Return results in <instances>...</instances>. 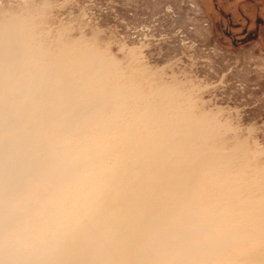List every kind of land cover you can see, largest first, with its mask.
I'll use <instances>...</instances> for the list:
<instances>
[{"label":"rangeland","instance_id":"374dc122","mask_svg":"<svg viewBox=\"0 0 264 264\" xmlns=\"http://www.w3.org/2000/svg\"><path fill=\"white\" fill-rule=\"evenodd\" d=\"M0 24L26 34L27 53L20 63L34 62L32 69L39 66L43 74L58 66L50 72L52 82L53 76L64 80L68 75V60H89L90 67L97 54L106 63L109 74L100 89L93 93L87 74L82 91L85 101L100 91L111 97L91 115L110 120L83 122L85 127L95 126L88 133L71 135V148L107 142L94 153L110 168L130 157L136 187L156 190L171 202L180 194L193 195L199 199V210L231 211L236 198L260 195L248 181L264 180V0H0ZM63 57L67 61L60 63ZM118 88L125 92L117 93ZM0 93V105L12 111L29 100L1 85ZM7 94L11 105L5 102ZM156 114L183 120L156 124ZM189 114L199 123L191 119L185 124ZM146 116L152 120L145 121ZM193 123L205 127L193 145L221 156L207 161V166H191ZM49 133L61 139L60 129ZM241 142L242 150L231 153ZM57 143L70 157L68 145ZM127 147L138 153L129 156L123 150ZM220 164L227 165L231 184H223L226 171L213 169ZM148 178L153 183L144 185ZM236 185L246 189L234 191ZM232 218L230 223L239 221ZM251 243L248 239L230 250L239 252ZM252 247L249 255L264 259V253Z\"/></svg>","mask_w":264,"mask_h":264},{"label":"bare ground","instance_id":"6f19581e","mask_svg":"<svg viewBox=\"0 0 264 264\" xmlns=\"http://www.w3.org/2000/svg\"><path fill=\"white\" fill-rule=\"evenodd\" d=\"M17 32L0 24V85L13 90L14 96L29 97L20 110L0 105V264H264V259L249 255L251 246L264 253V180L248 181L260 195L236 198L231 208L236 212L199 210V199L193 195L182 198L180 194L171 202L165 195H156V190L136 187L137 177L129 170L132 158L110 168L94 153L107 142L101 146L90 141L79 150L70 147L71 135L88 133L95 126L85 127L83 122L110 120L91 115L111 97L100 91L101 97L90 94L85 101L82 91L87 74L93 93L100 89L109 74L106 63L97 54L90 67L89 60H68L64 69L68 75L64 80L53 76L52 82L50 72L58 66L43 74L39 66L32 69L34 62L20 63L19 58L27 53V36ZM115 91L125 92L122 88ZM4 98L11 105L13 99L8 94ZM190 116L185 124L199 123ZM182 120L156 114V124ZM57 128L61 139L49 133ZM201 129L191 125L188 155L194 158L193 167L221 157L219 152L193 145ZM61 141L68 145L70 157L63 155L57 143ZM242 146L241 142L230 152L235 154ZM123 150L129 156L138 153L134 147ZM217 168L226 171L223 184H231L227 165L213 169ZM148 179L144 185L153 183L154 179ZM245 189L234 187V191ZM234 216L239 221L230 223ZM248 239H252L248 249L230 250Z\"/></svg>","mask_w":264,"mask_h":264}]
</instances>
